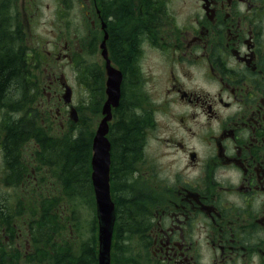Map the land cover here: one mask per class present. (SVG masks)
<instances>
[{
    "label": "flooded vegetation",
    "instance_id": "af4514ba",
    "mask_svg": "<svg viewBox=\"0 0 264 264\" xmlns=\"http://www.w3.org/2000/svg\"><path fill=\"white\" fill-rule=\"evenodd\" d=\"M81 1L88 36L82 45L59 36L60 49L33 40L43 17L36 0H0V62L7 54L21 62L19 87L0 92V264H51L63 250L64 182L58 176L60 185L48 186L47 177L81 114L57 73L64 61L95 112L106 100L108 71L120 73L123 109L138 118L142 263L264 264V0ZM129 37L135 45L126 64L115 46L129 51ZM151 80L162 98L145 97ZM18 121L27 130L13 143ZM152 142L163 152H149ZM57 190L55 208L49 191Z\"/></svg>",
    "mask_w": 264,
    "mask_h": 264
},
{
    "label": "trees",
    "instance_id": "16d2710c",
    "mask_svg": "<svg viewBox=\"0 0 264 264\" xmlns=\"http://www.w3.org/2000/svg\"><path fill=\"white\" fill-rule=\"evenodd\" d=\"M129 51L116 42L115 49L126 64L129 63L134 51L135 37L128 38ZM20 58L14 59L10 54L0 62V92L4 93L19 87V79L14 76L18 72ZM89 65H85V80L88 82ZM17 80V81H16ZM123 101L116 109V117L110 127L111 143L110 184L111 194L115 203V223L111 247L112 264H143L139 232L142 226L145 209L142 207V191L138 189L133 176L139 154L138 145L141 138L138 122L129 109H123ZM26 124L18 121L14 131L10 132L12 142L22 137ZM93 132L80 127L74 135L65 134L62 146L56 151L59 161V177L64 182V195L87 196L91 193L90 155ZM93 199V197H92ZM69 207L64 211V246L61 252L50 256L51 264H97V240L91 236L86 241H76L74 237L75 217ZM95 221V220H94ZM96 222V221H95ZM95 226H93L94 231ZM73 237L70 238L69 234Z\"/></svg>",
    "mask_w": 264,
    "mask_h": 264
},
{
    "label": "rangeland",
    "instance_id": "374dc122",
    "mask_svg": "<svg viewBox=\"0 0 264 264\" xmlns=\"http://www.w3.org/2000/svg\"><path fill=\"white\" fill-rule=\"evenodd\" d=\"M83 3L88 4V2H84L81 0H36V2L34 3V9L39 10L43 14V17H41L40 21L33 24L32 37L34 42L36 40L38 42L48 40L49 47H51L52 43L58 42V46L61 49L63 46V42L62 40H59L60 36L62 38H67L69 41H78L82 45V43L84 42V37L88 36L89 31L86 19L87 17L85 15V8L82 7ZM46 5L47 8H45ZM38 17L40 18V13L38 14ZM35 18L36 17H34V19ZM56 32H58V35ZM86 45L87 44H84L85 51H87ZM88 54L89 53L87 52V55L85 56V58L87 59V63L90 60ZM143 57H145V63L149 59H154L155 67L159 65L158 61L154 57H149L147 54H144ZM94 59L97 60L99 64L103 65V59L100 56V49L98 46L96 47V54ZM57 67V73L64 74V79L73 90V104H78L81 107V121L78 129H80V127H84V130L88 132H94L102 118L100 111L103 102L100 105L99 110L95 112V107L92 105V102L87 101L89 99V95L86 94L85 90H82L80 86L81 80L79 79V75H76L74 73V70L71 66H69V63L64 61L61 63V66ZM61 67H64V69L61 70ZM158 82L162 85L161 79ZM155 83V80H151L149 83H146L145 87L143 88L146 91L145 97L149 98L150 101L162 98L160 96V93L157 91L161 86L152 85ZM131 104L133 105L135 103ZM47 108H54V105L52 103H48ZM133 116L137 121V116ZM154 128H157V126H155ZM157 129H160V127H158ZM160 131H163L165 134V131L163 129ZM74 133L75 132L72 129H70L69 132L65 130V134H70L73 136ZM54 134L58 136L57 133ZM139 146L140 143L138 145V148ZM149 152L162 153L163 150L160 146H156L155 142H152ZM58 176L59 171L57 167L55 171H53V174H49V177H47L48 186L49 184H54L55 188H57V186L60 185ZM60 183L62 184L61 179ZM49 194V200L52 199L54 201V207L57 208V203L60 200L59 196L62 193L57 190L54 192L49 191ZM63 206L64 211L65 208L69 207V211L71 212L73 210L74 212L72 213V215L75 217L74 237L76 238V241H86L91 236V234L97 237V226L96 222L94 221L95 210L91 193L87 196H73L72 198H66V196L64 195ZM56 210L57 209L54 210L55 215ZM93 226H95L94 231H91L93 230ZM64 234L65 237H67V234ZM69 235V237L72 238L73 231L72 234L70 233Z\"/></svg>",
    "mask_w": 264,
    "mask_h": 264
},
{
    "label": "water",
    "instance_id": "95a60500",
    "mask_svg": "<svg viewBox=\"0 0 264 264\" xmlns=\"http://www.w3.org/2000/svg\"><path fill=\"white\" fill-rule=\"evenodd\" d=\"M104 57L105 53L102 52ZM109 70V66L107 64ZM120 75L112 70L108 71L106 82L107 100L103 105V119L100 121L92 140L91 182L93 187L96 218L98 224V264H111L110 252L113 226L115 221V207L110 195L109 166H110V142L108 133V121L111 119V107H117L120 98ZM65 102H69V91L64 94ZM74 111H72V117Z\"/></svg>",
    "mask_w": 264,
    "mask_h": 264
},
{
    "label": "bare ground",
    "instance_id": "6f19581e",
    "mask_svg": "<svg viewBox=\"0 0 264 264\" xmlns=\"http://www.w3.org/2000/svg\"><path fill=\"white\" fill-rule=\"evenodd\" d=\"M75 61V60H74ZM25 101V100H24ZM27 101V100H26Z\"/></svg>",
    "mask_w": 264,
    "mask_h": 264
}]
</instances>
